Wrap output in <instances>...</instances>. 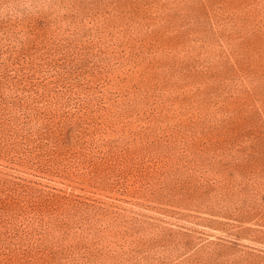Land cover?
Wrapping results in <instances>:
<instances>
[{"label": "rangeland", "instance_id": "1", "mask_svg": "<svg viewBox=\"0 0 264 264\" xmlns=\"http://www.w3.org/2000/svg\"><path fill=\"white\" fill-rule=\"evenodd\" d=\"M0 9V264H264V0Z\"/></svg>", "mask_w": 264, "mask_h": 264}, {"label": "clouds", "instance_id": "2", "mask_svg": "<svg viewBox=\"0 0 264 264\" xmlns=\"http://www.w3.org/2000/svg\"><path fill=\"white\" fill-rule=\"evenodd\" d=\"M2 14H3V9H0V16H2ZM15 15H17V16H23L24 15V12L23 11H17L15 13Z\"/></svg>", "mask_w": 264, "mask_h": 264}]
</instances>
